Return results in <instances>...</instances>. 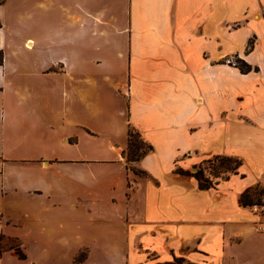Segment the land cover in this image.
<instances>
[{
	"label": "crops",
	"instance_id": "crops-1",
	"mask_svg": "<svg viewBox=\"0 0 264 264\" xmlns=\"http://www.w3.org/2000/svg\"><path fill=\"white\" fill-rule=\"evenodd\" d=\"M245 23L257 51L227 40ZM233 53L264 71V0H0V232L24 253L0 264H264V100L219 92ZM230 100L238 151L200 131ZM129 125L153 146L131 162ZM212 154L238 172L178 171Z\"/></svg>",
	"mask_w": 264,
	"mask_h": 264
},
{
	"label": "rangeland",
	"instance_id": "rangeland-1",
	"mask_svg": "<svg viewBox=\"0 0 264 264\" xmlns=\"http://www.w3.org/2000/svg\"><path fill=\"white\" fill-rule=\"evenodd\" d=\"M250 27L248 23H245V25L243 27H240L239 29L235 30L234 32H232L229 37V41H233L235 44L236 43H241L244 41V44L241 45L240 49H243V51L245 50V48L248 46V48L255 46V51L258 50V47H260L261 45H259L257 38H255L253 33H248ZM226 37H224V39L219 36V42H221V40H225ZM224 62L227 61H231L234 62L237 66L238 69L235 68V70L233 69L232 71H230L229 69L223 68L222 66H218L217 69V81H218V86H219V92L221 91V82L220 81H229L234 87H236L237 85L241 88L244 85V92L246 93L248 91L249 94H251V100L250 103L252 105V103H255V106H253V108L255 110H259V107H261L262 102H260V100H264V71H260L259 72H252V71H247V72H241L239 66L244 67L245 64L243 63V60L240 59V57L238 56L237 53H233L231 55L226 56L223 59ZM201 94H203L201 92ZM240 98V97H239ZM204 100V99H203ZM249 105V106H251ZM235 108V110L238 109V104H236L235 101L230 100L226 107H216L215 111L213 113L214 119H212V121L208 122V126H205V129H202L204 127H202L200 130L202 131H207L209 130V134L206 135V133L204 132V136H209V135H213L215 136V140L217 142H215V145H218L220 143H223L224 145L228 146L229 148L233 149V150H241L242 149V144L244 145V140L246 139V137H243L246 134L245 131V126L243 127L242 123H241V117L238 116L237 114L240 113V110L233 116L231 117V115H229V111H231V108ZM233 118V120H232ZM230 119V120H228ZM228 122L226 125H228V127L226 128L225 126L223 127V123ZM208 132V131H207ZM239 155V154H238ZM241 157V155H240ZM194 171V170H193ZM142 174V173H139ZM261 189V188H258ZM257 196H259V194L257 193ZM6 245H13L16 242V240L10 238L5 240ZM22 250V248H21ZM23 252V250H22ZM82 251H80V253L76 256L77 258L81 256Z\"/></svg>",
	"mask_w": 264,
	"mask_h": 264
},
{
	"label": "trees",
	"instance_id": "trees-1",
	"mask_svg": "<svg viewBox=\"0 0 264 264\" xmlns=\"http://www.w3.org/2000/svg\"><path fill=\"white\" fill-rule=\"evenodd\" d=\"M241 59V58H240ZM243 60V59H242ZM244 67L239 66L242 72H247L251 69L250 64L246 63ZM153 146L146 142L142 137L140 132L133 126L129 125L128 127V139L127 145L124 149V155L128 162L136 161L146 152L151 150ZM242 163L241 157L233 154H212L199 162L196 165V169L193 172L188 170L178 169L180 172L191 173L194 175L200 187H211L215 186L219 180L229 177L231 173L238 172V168ZM135 172L144 174L145 171L142 169H135ZM258 192V194L263 193V189H258L257 187L251 189H245L240 195V201L243 204H250L252 202L251 193ZM5 235L0 232V256L4 250L13 248L20 256H24V253L21 250L17 238L13 237L12 239L16 240L17 243L13 245H6ZM154 264H197L185 259L182 256L173 255L171 260L158 261Z\"/></svg>",
	"mask_w": 264,
	"mask_h": 264
}]
</instances>
